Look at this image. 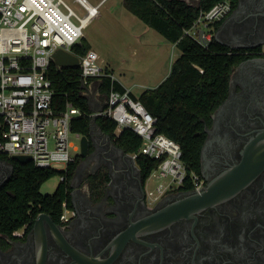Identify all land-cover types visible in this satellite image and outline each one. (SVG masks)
<instances>
[{"label":"flooded vegetation","instance_id":"1","mask_svg":"<svg viewBox=\"0 0 264 264\" xmlns=\"http://www.w3.org/2000/svg\"><path fill=\"white\" fill-rule=\"evenodd\" d=\"M242 3L247 15L227 22L222 37L228 43L257 46L243 47L249 57L234 68L228 100L211 114L205 127L200 157L203 189L240 165L248 142L264 128V53L260 51L264 0ZM251 12L255 15L248 16ZM9 173V163L2 160L0 182ZM147 179L130 153L92 130L88 155L82 156L71 188L73 214L66 223L53 221L78 248L83 237L103 229L109 236L128 232V239L121 249L95 256L88 264H264V167L232 197L157 229L143 222L163 205L196 190H171L150 204ZM45 229L51 247L46 264H83L61 249L63 258H56L59 238L46 221ZM31 230L22 240L7 239V245L0 242V247L15 260H35L37 236Z\"/></svg>","mask_w":264,"mask_h":264},{"label":"built area","instance_id":"2","mask_svg":"<svg viewBox=\"0 0 264 264\" xmlns=\"http://www.w3.org/2000/svg\"><path fill=\"white\" fill-rule=\"evenodd\" d=\"M76 1L86 10L83 16L64 0H0V154L29 155L36 167L56 169L63 164L64 168L58 170L67 171L81 152L83 134L72 130V122L82 112L69 101L64 108H58L54 82L48 73L58 49L74 53L72 47L85 37L86 26L99 16L105 0L96 5L87 0ZM232 10L231 0L216 3L201 11L184 35L207 48L215 37L216 24ZM260 51L264 53V43ZM78 57L85 95L90 93L93 80L107 76L115 79L94 49ZM96 114L107 115L116 122L117 136L124 128L133 129L143 140L139 152L159 160L149 176L157 180L155 188L147 189L150 204L187 182L196 191L204 188L202 175L184 163L180 144L157 132V118L132 96L131 90H117L112 85L106 106ZM72 135L78 144L71 140ZM131 155L136 159L138 153ZM71 214L73 210L64 201L61 221L68 222ZM14 235L23 238L25 227Z\"/></svg>","mask_w":264,"mask_h":264},{"label":"trees","instance_id":"3","mask_svg":"<svg viewBox=\"0 0 264 264\" xmlns=\"http://www.w3.org/2000/svg\"><path fill=\"white\" fill-rule=\"evenodd\" d=\"M220 1L223 0H198L196 3L187 0H123L128 10L159 31L172 44L175 43L180 50L171 66L170 74L160 85L144 90L139 96L132 93V96L141 100L147 110L157 118V132L180 144L184 163L189 170H195L199 174L201 150L207 136L205 127L211 123V114L229 95L234 68L249 57L244 54L246 48H230L215 37L206 48L184 35V30L192 26L201 11L211 9ZM231 2L232 9H235L238 0ZM221 23L222 21L216 24L217 29ZM89 49L91 44L85 37L72 47L76 55H84ZM48 73L54 82L58 108H64L69 101L82 112L81 116L73 120L72 130L89 135L94 113L88 97L83 93L80 68H58L52 62ZM112 85L117 90L125 89L118 80L107 76L101 83V90L108 94ZM96 123L124 151L138 153L136 161L144 179H147L159 160L139 152L142 138L128 127L117 136V124L107 115H97ZM81 159L82 155L77 154L75 160L68 165L67 171H63L36 167L31 161L23 164L0 154V160L13 166L12 173L0 186L2 246L7 245L3 236L10 239L20 238L14 235L18 229L25 227L26 235L40 212H46L52 219L60 222L64 201L69 208H73L72 180ZM56 175H63L64 179L55 192L42 193V185ZM180 189L191 190L192 186L187 182Z\"/></svg>","mask_w":264,"mask_h":264},{"label":"water","instance_id":"4","mask_svg":"<svg viewBox=\"0 0 264 264\" xmlns=\"http://www.w3.org/2000/svg\"><path fill=\"white\" fill-rule=\"evenodd\" d=\"M244 5L242 0H239L237 7L231 12V14L224 20L219 26L215 33V39L220 43L229 46L230 48H243L251 47L254 48L257 45H245V44H232L226 42L222 37L223 27L227 22H234L242 19L247 13L243 10ZM244 12V13H243ZM255 15L254 12L248 14ZM258 15V14H256ZM54 62L56 65L62 67L74 66L79 67L78 55L66 51L64 49H58L54 55ZM232 84V78L230 80V87ZM229 87V88H230ZM228 98L222 103H226ZM101 110V109H100ZM99 110H96L98 112ZM90 124L89 135H83L81 140V152L82 156L88 155L89 146L91 141L92 130H98L100 133L105 135L111 143L113 140L109 135L105 134L96 123V114ZM206 144L203 149H205ZM20 163H27L31 161L29 155H15L12 157ZM2 162V160H0ZM264 167V128L260 129L256 136H253L248 142V145L244 152V158L240 165L234 166L233 170L221 175L215 180L211 181L206 189L202 191H192L184 197L178 198L172 203L165 204L157 209L151 216H149L143 223L148 225L152 229L162 228L170 223L183 218L189 217L194 213L205 209L209 206L218 204L233 195H235L242 187L247 185L254 176ZM10 173L13 171V166L9 164ZM9 175L0 182L1 184L8 179ZM76 180V174L72 180V186ZM75 187V186H74ZM159 207V206H158ZM45 221L51 225L52 231L55 233V237L58 239V249H55L54 256L57 258H63V250L67 255L72 256L78 262L80 259L83 264H88V260L95 258V256L102 255L108 251L113 253V250H118L123 247L124 242L128 239V232H121L114 236H109L108 233L103 229V232L92 235L90 238L83 237L80 248L75 247L67 241L64 235H61L58 231V225L53 221L50 214L46 212H40L35 221L31 232L37 236L36 244V259L28 262H22L15 260L14 255L10 251H6L0 247V264H46L48 254L50 253L51 247L46 235ZM58 229V230H57ZM58 232V235H57ZM61 249V250H60Z\"/></svg>","mask_w":264,"mask_h":264},{"label":"rangeland","instance_id":"5","mask_svg":"<svg viewBox=\"0 0 264 264\" xmlns=\"http://www.w3.org/2000/svg\"><path fill=\"white\" fill-rule=\"evenodd\" d=\"M79 15L86 10L76 0H64ZM96 5L99 0H87ZM196 3L198 0H187ZM85 38L91 48L98 52L107 71L111 72L133 93L139 96L144 90L155 88L170 74L173 61L180 50L159 31L148 26L143 20L128 10L123 0H105L100 7L99 16L89 21L84 30ZM103 81L100 79L99 82ZM106 94L98 96L101 105L106 104ZM93 104V103H92ZM76 144L79 141L71 136ZM64 168L58 165L56 169ZM56 175L44 183L41 192L52 194L61 182ZM157 180L147 179L146 188H155Z\"/></svg>","mask_w":264,"mask_h":264},{"label":"crops","instance_id":"6","mask_svg":"<svg viewBox=\"0 0 264 264\" xmlns=\"http://www.w3.org/2000/svg\"><path fill=\"white\" fill-rule=\"evenodd\" d=\"M219 28V27H218ZM174 45V44H173ZM92 49V48H91ZM174 62V61H173ZM110 74H112L111 72H109ZM114 76V75H113ZM114 78L116 79V80H118L115 76H114ZM104 79V78H103ZM100 81V79H95V80H93L92 81V87L90 88V93L88 94V95H86L87 97H88V99H89V103H90V107H91V109L93 110V113L94 112H96V110H100V109H102L104 106H106V104L105 105H101L100 104V100H99V98H98V96L99 95H101L102 93H104L102 90H101V83H102V80H101V82H99ZM124 87H125V89H129V90H131V94L133 93V91H132V89H131V87H128V86H126L122 81H120V80H118ZM160 85V84H159ZM104 94H106V93H104ZM134 94V93H133ZM108 94H106V96H107ZM107 98V97H106ZM107 100V99H106ZM93 103V104H92ZM4 238H5V240H6V242H7V239H10V238H8V237H5V236H3ZM23 238H19V239H17V240H22Z\"/></svg>","mask_w":264,"mask_h":264},{"label":"bare ground","instance_id":"7","mask_svg":"<svg viewBox=\"0 0 264 264\" xmlns=\"http://www.w3.org/2000/svg\"><path fill=\"white\" fill-rule=\"evenodd\" d=\"M87 4V6L89 7V8H91L92 9V7L88 4V3H86Z\"/></svg>","mask_w":264,"mask_h":264}]
</instances>
